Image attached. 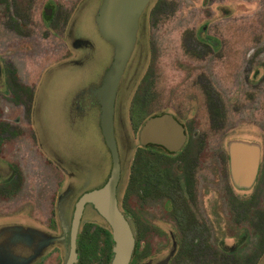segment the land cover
<instances>
[{
  "label": "rangeland",
  "instance_id": "rangeland-1",
  "mask_svg": "<svg viewBox=\"0 0 264 264\" xmlns=\"http://www.w3.org/2000/svg\"><path fill=\"white\" fill-rule=\"evenodd\" d=\"M57 3L67 25L75 11L79 13L77 30L96 42L98 53L83 63L80 78L56 70L45 81L42 67L29 66V9L34 41L39 44L38 37L45 36L39 19L46 0H34L31 7L29 0H0V58L6 63L4 74L17 77L16 97L12 102L5 97L3 102L4 106L16 107L19 139L18 182L0 188V222L29 220V214L35 218L43 212L47 215L65 186H75L77 177H68L55 163L44 161L43 145L60 154L67 167L76 168L81 179L96 171L105 176L108 170L110 155L99 127L100 109L80 121L68 109L69 91L98 82L112 58V46L98 39L94 28L100 0ZM140 18L137 44L118 99L122 110L115 128L121 130L119 145L125 159L119 204L126 201L123 186L130 164H137L138 171L153 161L163 177L179 180L185 190L189 178H193V186L202 187L207 186L208 176L210 183L219 187L212 173L204 169L205 145L209 144L216 160L221 141L262 144L256 184L249 194L229 196L226 225L215 227L209 238L185 220L181 222L179 212L175 215L169 207L164 211L163 197L149 200L145 214L154 218L159 213V218L170 225H148L142 218V184L138 180L130 190L133 203L127 206L126 202V207L136 229L142 226L159 237L156 241L151 235V258L145 260L152 264L162 260L168 264H255L264 251V0H151ZM34 86L35 94L30 97L29 89ZM163 111L172 113L185 126V146L173 155L154 154L151 161L143 160L151 156L143 152L135 163L131 158L139 147L138 128L146 117ZM125 149H129L128 156ZM158 200L164 208L160 211ZM194 213L202 218V212ZM84 218L97 216L87 209ZM175 218L181 224L177 225ZM234 220L241 224H232ZM235 235V240L230 238ZM192 237L196 241L190 245ZM224 245H235L234 252Z\"/></svg>",
  "mask_w": 264,
  "mask_h": 264
},
{
  "label": "flooded vegetation",
  "instance_id": "flooded-vegetation-1",
  "mask_svg": "<svg viewBox=\"0 0 264 264\" xmlns=\"http://www.w3.org/2000/svg\"><path fill=\"white\" fill-rule=\"evenodd\" d=\"M33 1L34 0H29V7L32 6ZM57 4V0H46V5H44L41 10L39 22L45 36L38 37L40 41H38L39 44H36L34 41L33 18H31V9H29V66L42 67L41 71L43 72V76L41 78L45 81H48L56 70L65 73L68 72V74L73 77L80 78V68L83 63L93 57L96 58V54L98 53L96 42H94L92 38L83 36L77 30L79 13L76 14L75 11L72 20L67 25L64 16L61 15L60 6ZM140 21L141 18L139 20V27ZM93 23L97 38L101 39L102 37L97 30L95 22L93 21ZM136 44L137 42L135 45ZM207 46H209V43ZM134 48L120 79L114 103L113 127L120 165V176L116 186V199L118 207L127 220L134 237V248L128 264H152L150 260L146 261L145 258H151V235L153 234L155 240L159 241L158 234L155 231H149L148 233L142 226H138L136 229V224L131 218L132 215L130 214V210L126 207V202L128 204L127 206H131L133 203V199H130L129 196L130 190L138 180L139 183L142 184L139 197L142 218L148 225L153 224L160 227L162 224L169 223L161 220L159 218V213V217L154 218L145 214L146 204L149 200L163 197L165 209L160 207V201L158 200L156 201L159 204L158 211L161 209L167 211L169 207L171 211L175 212V215L179 212L182 219L181 222L185 220L191 228H194V230H201L206 234V237L209 238L210 233L214 232L215 227L226 225V201L229 199V196L249 194L256 184L261 172L262 144L249 141L255 143L258 147L256 173L253 180L250 182L249 173H246L240 184L237 183L233 177L235 169L233 155L238 152L240 148L236 145H231V140L221 141L218 144V152L215 154L217 158L215 160L208 148L209 144L205 145L204 149H202L203 166L209 174L212 173V177L215 180L214 183L217 182L219 187H215L213 183H210L209 176L206 181L207 186L202 187L193 186V178H189L186 187L187 193L186 190L182 188L181 183H178L180 182L179 180L171 179L168 176L163 177L162 171L153 161L148 165L149 169L147 165H144L142 166V170L139 168L138 171H135L137 164H135V166H131L130 164L123 186V191H125L124 200L126 199V201L122 203L123 205L119 204L118 194L125 176V159L124 155H121L122 152L120 151L119 145L118 132L121 130L119 129L117 131L115 127L119 125L117 122H119L122 110V102L119 103L118 100L120 86L128 68L131 66ZM10 55H13V53L10 52ZM5 64L6 63L0 58V188L4 185H14L18 182L17 146L19 139L17 133L18 118L16 107L4 106L3 102L6 100L5 97H8L10 102H12L13 97H16L17 77L13 73L11 76L4 74ZM101 80L102 77L94 84L88 83L84 86L78 85L77 89L74 88L69 91L70 100L68 109L76 121L84 119L90 112L100 108L97 88L100 86ZM41 81L42 80H40V82ZM34 94L35 86L33 90L29 89V96L33 97ZM162 113L166 112L154 113L146 117L138 128L139 147L136 148L131 158L135 163H138L137 160L142 159L141 156L143 152H147L151 155L145 156L143 160L151 161L154 154H160L162 156L173 155L181 151L185 146L187 142L185 126L172 113L171 114L178 122L182 124L186 136L183 145L178 151L170 152L162 145L154 143L142 144L140 142L139 132L144 121L151 116L160 115ZM120 137L122 136L120 135ZM43 148L46 153L44 161L55 163L61 168L63 173L68 174V177L74 176L77 177L78 180L74 181V187H71L70 184L65 186L61 194L57 197L56 203L53 204L55 208L52 205L54 209L47 215L43 212L40 214V218H35L32 214H29V220H8L0 222V264H67L72 250L74 251V256L71 264H109L113 257L114 243L112 239V230L108 222L94 209L92 202H86L83 205L76 225L74 214L78 199L84 193L101 187L107 181L112 167L111 156H109V166L105 176H99L98 174L102 171H96L93 172V176L81 179V176L77 175L78 170L76 168L70 169L67 167L66 161L63 160L62 156L52 150L49 145H43ZM106 149L110 155L107 147ZM28 151L26 156L29 154ZM242 151H244L243 153H250L252 156L254 149L252 147L243 148ZM124 152L126 156H128L129 149H125ZM50 157H52L51 160ZM240 161L241 167L248 168L247 158H243ZM13 162L16 163L15 167L11 165ZM5 163H9L10 165L5 166ZM73 165L76 167L78 166L74 162ZM103 165L105 164H102V166ZM93 181L99 182L93 186H89ZM211 193L213 196H211ZM87 209L92 211L97 218H84ZM195 211L202 212V218H199V215L194 213ZM228 214L231 215L230 213ZM174 220L178 225L179 221H177L176 218ZM234 221L235 222L232 223L234 225L238 226V224H241V221ZM181 222H179V224H181ZM222 230L225 229L223 228ZM236 237L237 235L230 238L235 240ZM193 241H196L194 237L191 238L190 245H193ZM235 245L229 247L224 245L223 247L234 252ZM224 253L227 252L224 251ZM157 264H168V261L165 262V260H162L157 262ZM255 264H264V251Z\"/></svg>",
  "mask_w": 264,
  "mask_h": 264
},
{
  "label": "water",
  "instance_id": "water-1",
  "mask_svg": "<svg viewBox=\"0 0 264 264\" xmlns=\"http://www.w3.org/2000/svg\"><path fill=\"white\" fill-rule=\"evenodd\" d=\"M150 1L101 0L94 17L99 34L112 46L113 50L110 64L104 72L100 86L97 88L100 107L99 127L104 143L110 152L112 167L104 185L84 193L78 199L74 220L76 225L83 205L86 202H92L94 209L108 222L112 230L114 247L113 257L109 264H128L134 248L133 233L120 211L116 199L120 165L114 136L113 114L118 85L136 42L139 19ZM185 138L182 124L171 113L167 112L147 118L139 132V139L142 144H159L170 152L178 151ZM230 144L240 148L233 155L235 162L233 177L235 181L240 184L246 173H249L250 182L253 180L257 168V145L246 140H232ZM250 147L254 149L251 165L245 169L240 166L242 150ZM73 256L74 251L72 250L67 264H71Z\"/></svg>",
  "mask_w": 264,
  "mask_h": 264
},
{
  "label": "bare ground",
  "instance_id": "bare-ground-1",
  "mask_svg": "<svg viewBox=\"0 0 264 264\" xmlns=\"http://www.w3.org/2000/svg\"><path fill=\"white\" fill-rule=\"evenodd\" d=\"M244 152V151H243ZM242 159L243 158H247V162H248V165H247V167L249 168L250 167V165H251V159H252V156H251V154L250 153H243L242 154V157H241ZM241 162V161H240ZM244 168V167H243ZM246 169V168H245Z\"/></svg>",
  "mask_w": 264,
  "mask_h": 264
}]
</instances>
